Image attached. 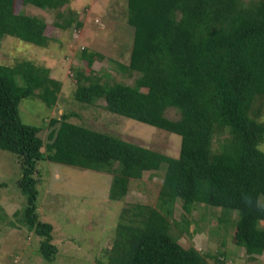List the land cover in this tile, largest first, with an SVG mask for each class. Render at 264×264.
<instances>
[{"label":"trees","instance_id":"1","mask_svg":"<svg viewBox=\"0 0 264 264\" xmlns=\"http://www.w3.org/2000/svg\"><path fill=\"white\" fill-rule=\"evenodd\" d=\"M15 1L0 0V41L11 35L46 46V21L15 12ZM20 1L55 10L54 26H81L75 12L60 10L66 0ZM127 23L134 29L133 44L128 64L120 67L138 73L134 84L100 82L98 76L76 70L73 96L85 104L102 98L111 113L180 135L177 157L73 123L68 113L50 119L49 142L42 151L37 134L46 128L23 123L21 96L10 99V94L17 91L15 76L29 84L32 77L46 78L50 71L29 61L0 63V149L19 159L17 185L26 197V221L42 237L40 254L51 261L57 252L52 225L36 212V165L49 160L110 173L111 200L127 193L130 179L164 167L161 207L169 212L178 198L192 204L204 192L208 205L221 208L225 216L237 214L235 239L245 253L261 255L264 208L257 197L264 196V151L259 148L264 138L259 121L264 0H127ZM81 56L89 61L102 55L83 48ZM169 107L179 111L178 119L165 116ZM132 209L131 222L117 226L107 264H206L195 248L184 247L171 234L165 214L141 204Z\"/></svg>","mask_w":264,"mask_h":264},{"label":"rangeland","instance_id":"2","mask_svg":"<svg viewBox=\"0 0 264 264\" xmlns=\"http://www.w3.org/2000/svg\"><path fill=\"white\" fill-rule=\"evenodd\" d=\"M14 9L43 18L47 23L45 33L50 38L46 46L11 35L0 41L1 64L13 66L29 61L50 71L46 78L32 77L29 84L17 74V91L10 94V99L21 96L18 110L23 123L46 128L37 134L42 151L49 142L50 119L68 113L73 123L168 156H178L180 135L111 113L104 108L102 98L85 104L73 96L76 70L96 75L100 82L134 84L138 73L120 67L128 64L133 44L134 29L127 23V0H66L60 10L64 14L75 12L76 20L81 22L79 27L73 22L66 29L54 26L55 10H43L20 0L15 1ZM83 48L102 56L84 60ZM164 114L172 120L180 117L173 107ZM259 121L264 124V101ZM259 148L264 151V138ZM163 174L164 167L144 172L140 179H130L123 197L111 200L110 173L98 171L96 166L83 169L38 161L34 174L38 190L36 212L39 220L52 225L51 242L57 248L53 259L48 261L39 251L42 237L26 221V197L17 185L21 175L19 159L16 154L0 149V264H107L117 226L120 222H131L129 209L134 210L137 204L165 214L171 234L184 247L195 248L206 264H264V252L252 257L237 244V214L225 216L221 208L208 205L204 192L192 204L178 198L169 212L161 207ZM257 203L264 208V196L257 197ZM185 204L191 205L190 210ZM259 228L264 229V221H260Z\"/></svg>","mask_w":264,"mask_h":264}]
</instances>
